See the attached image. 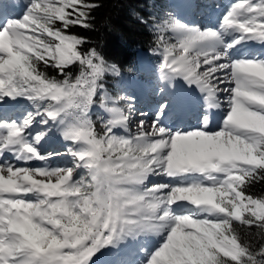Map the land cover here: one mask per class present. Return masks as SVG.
Masks as SVG:
<instances>
[{"label":"snow or ice","instance_id":"obj_1","mask_svg":"<svg viewBox=\"0 0 264 264\" xmlns=\"http://www.w3.org/2000/svg\"><path fill=\"white\" fill-rule=\"evenodd\" d=\"M99 7L0 11V264H97L129 241L143 242L129 264H264V195L248 191L264 184V0H226L211 26L154 24L161 81L203 100L191 129L166 125V105L149 122L107 93L120 68L70 31L92 28ZM54 136L64 147L49 152Z\"/></svg>","mask_w":264,"mask_h":264},{"label":"trees","instance_id":"obj_2","mask_svg":"<svg viewBox=\"0 0 264 264\" xmlns=\"http://www.w3.org/2000/svg\"><path fill=\"white\" fill-rule=\"evenodd\" d=\"M100 7L93 12V27L71 29V33L84 38L87 48H95L109 63L120 68V75H107L104 81L107 93L112 97L120 95L115 80L128 75L134 69L140 54L156 64L159 51L156 47L158 33L154 24L163 20L167 0H98ZM169 39L168 33L165 34ZM49 77L57 76L54 69H43ZM73 75L78 74V66H72ZM251 194L264 195V184L251 186ZM241 235L247 239L246 233ZM259 240V237H256Z\"/></svg>","mask_w":264,"mask_h":264},{"label":"rangeland","instance_id":"obj_3","mask_svg":"<svg viewBox=\"0 0 264 264\" xmlns=\"http://www.w3.org/2000/svg\"><path fill=\"white\" fill-rule=\"evenodd\" d=\"M9 2H10L9 0L0 1V11H2L4 14L8 15L9 17H17L15 15L10 14ZM173 2H174L173 0H167V7L165 8V10L163 12V20L171 17V18L179 19L182 21V19L180 18V13L177 12L178 10L177 9H176L177 11L174 10ZM199 2L201 3V8H202L201 9L200 7H197V8H199L198 11L200 14H195V21H189L190 17L188 14L189 12L187 11L184 16H186V19L189 18V20L185 23L192 24V25H195L197 27H203L204 24L206 26H211L212 24H214L213 15L215 16L216 20L220 16V14H219L218 17H216L215 12H214V9L216 8L217 4L216 5L214 4L211 7V6H207V5H211V3H212L211 1H209L210 4H207L206 3L207 1L201 2V0H195L194 5L193 4L192 5L194 7L198 6ZM219 2H221V5H222L226 2V0H219ZM204 5L207 6L206 9H205ZM193 9H195V8H193ZM215 11H219L221 13L223 10H221V8L219 6V8L217 7ZM193 19H194V17H193ZM184 21H182V22H184ZM201 23H203V24H201ZM168 36H169V39H168L169 42L175 43V39L172 36V34L168 33ZM249 51L254 55H261L262 50L260 48H256V49H252ZM136 61L137 62H136L135 68L134 69L132 68L131 71H129L128 75H125L124 77H119L118 80H115V86H116L117 91L119 90L120 95L114 97L113 99H118L121 96L131 98V101L134 104L135 109H136V118L138 116H140L141 113H145L146 119L151 122L155 117L158 116V111L161 108V106L166 105L167 108L169 109V106H170L169 100H172L173 98H176V97L173 96L171 93L170 97H169V95H166V97L163 98V96L160 93L162 90L161 87L163 85V84H161L160 74L158 71V65L161 63L160 54H159V59H158L157 63L154 65L148 60V58L146 56H143V54L139 55V57ZM134 84L139 85V87L143 86L144 88L146 86L148 89V92L146 89H144L142 87L141 88L145 90L147 97L149 96V97L153 98V101L147 100V97L144 100H140L139 96L141 95V97L142 96L144 97V95L138 94V92H136V93L134 92V94H133V91H132L133 86L132 85H134ZM137 85H135V86H137ZM153 88H155L154 91L151 92V95H148L149 92ZM159 89H160V91H159ZM136 95H138V98L136 97ZM184 96L185 95H183V97L180 99V102H182V103H184ZM149 97H148V99H149ZM194 99H195L196 105H197V100H198L203 107V101L201 99H198L197 95H195V96L187 95V103H192V101ZM139 101L140 102L148 101V102L146 103V105L145 104L142 105V103L140 105ZM124 103H125L124 101H121L120 106H123ZM192 105H193V103H192ZM171 106L175 108L174 103H172ZM151 107L153 108L152 110H151ZM154 108H155V110H154ZM167 108H166V110L168 111ZM151 111H153V112H151ZM9 114H11V112H9ZM165 115H166V113H165ZM105 116H106V113L104 112L103 109H100L99 107L94 109L93 118L95 120L98 121V120L104 118ZM173 116H171V118ZM219 117H220V115H219ZM163 118L164 117H162L161 119H163ZM171 118H170L171 121L169 120V122H172V123H174V125L178 126L181 119H178L176 117H173L172 119ZM134 123H135V121L131 125L132 128H134V126H135ZM194 127H196V126H194ZM194 127L190 126V127H187L186 129H191ZM178 128H180V127H178ZM180 129H182V128H180ZM183 129H185V128H183ZM61 145L62 144H60V147H62ZM51 146H55V144H51ZM57 149L63 150V148H57ZM54 161H56V160H54ZM54 161H52L50 163H52V165H53ZM152 242L153 241H148L147 243L151 244ZM140 243H143V242H138L136 248L134 250H132L131 252H128L127 249H125V248L113 249V250L107 251L103 255L99 256L97 263L98 264H104L107 262L108 264H129V262H134L140 258L138 255V252H137V249H138Z\"/></svg>","mask_w":264,"mask_h":264},{"label":"bare ground","instance_id":"obj_4","mask_svg":"<svg viewBox=\"0 0 264 264\" xmlns=\"http://www.w3.org/2000/svg\"><path fill=\"white\" fill-rule=\"evenodd\" d=\"M0 1H4V0H0ZM10 2H9V6H10V14H12V15H15V16H18L19 15V12L20 11H13L12 10V8L16 5V6H18V7H22V5L26 2V0H9ZM174 2H173V7H174V10L175 11H177V12H179L180 13V18L182 19V21H184V22H187L188 20H189V18L188 19H186V16H184L185 15V13L188 11L189 13V17H190V20L189 21H195V14H200L199 13V11H198V9L199 8H197V7H200L201 8V3L199 2V4H198V6H193L194 5V3H195V0H173ZM194 1V2H193ZM207 1V2H206ZM209 1H211L212 3H211V5H207V6H213L214 4L216 5V8L218 7L219 8V6H220V8H221V10H223V8L221 7V2H219V0H201V2H206L207 4H210V2ZM193 4V5H192ZM207 6H205L204 5V7H205V9L207 8ZM195 8V9H193V8ZM216 8L214 9V12H215V15H216V17H218V15L219 14H221L219 11H215L216 10ZM177 9V10H176ZM202 9V8H201ZM204 9V10H205ZM186 10V11H185ZM23 11V8H21V12ZM214 14V13H213ZM193 17H194V19H193ZM213 21H214V23L216 22V18H215V16L213 15ZM193 19V20H192ZM201 24H203V23H201ZM204 26H206L205 24H204ZM203 26V27H204ZM143 56H145V55H143ZM149 73V72H148ZM161 84H163L162 85V90H161V95L163 96V98L164 97H166V95H169V97L171 96V93H172V95L173 96H175L176 98H173L172 100H169V102H170V106H169V109H168V111L166 110V115L164 116V118H163V120H164V123L166 124V125H168V126H170V127H173V128H178V127H180V128H187V127H194V126H197V124L198 123H200V120H202V105H200L199 103H197V105L195 104V99L192 101V103H193V105H192V103H187V95H193V96H195V95H197L198 96V99L200 98L201 99V97H200V94H199V92H198V90H195L194 88H190L183 80H177L176 82H175V84L174 85H168V84H166L165 82H163V81H161ZM135 85H137V84H134V85H132L133 86V88H132V91H133V94H134V92L136 93V92H138V94H142V95H144V99H146V97H147V94H146V92H145V90L144 89H146L147 90V92H148V89H147V87L145 86V88L143 87V86H140L139 87V85H137V86H135ZM144 88V89H142V88ZM154 89L155 88H153L150 92H149V94L148 95H151V92H153L154 91ZM159 91H160V89H159ZM131 92V91H130ZM183 95H185L184 96V103H182V102H180V99L183 97ZM141 96V95H140ZM139 96V97H140ZM136 97L138 98V95H136ZM149 97V96H148ZM148 97H147V100H151V101H153V98L152 97H149V99H148ZM140 100H144V99H142V98H139ZM202 100V99H201ZM198 101V100H197ZM140 102V101H139ZM148 101H146V102H140V105H141V103H142V105L143 104H145L146 105V103H147ZM172 103H174L175 104V108L174 107H172L171 106V104ZM187 103V104H186ZM151 106V105H150ZM18 106H16L15 105V102H13V105H11V106H6V112H11V115L12 114H15L17 111H18V108H17ZM153 107V106H152ZM151 107V110L153 109ZM141 108V107H140ZM154 110H155V108H154ZM153 110V111H154ZM153 111H151V112H153ZM174 115V116H173ZM213 115L215 116V118H216V116H217V118H218V120H219V113H218V111L217 110H214V112H213ZM168 116V117H167ZM171 116H173V117H176V118H178V119H185L186 121H185V124H183V125H181V124H178V126L177 125H174V123H172V122H169V120H170V118H171ZM209 116H210V118H211V113H209ZM172 117V118H173ZM141 118V116H138L137 117V119H140ZM171 118V119H172ZM99 121V120H98ZM171 121V120H170ZM173 121V120H172ZM197 121V122H196ZM134 122V121H133ZM150 122V121H149ZM168 123V124H167ZM171 123V124H170ZM134 128H132V130L133 131H135V127H136V124L134 123ZM193 125V126H192ZM51 144H55V146H51ZM60 144H62L61 146L62 147H60ZM46 147V150L47 151H49V152H51V151H55V150H58L57 148H63L64 147V145H63V142H62V140H61V138H59L58 136H54L49 142H48V144L45 146ZM66 163H68V161L67 160H60V159H57L56 161H54L53 162V165H52V163H51V165L52 166H56L57 164H60L61 166H63L64 164H66ZM137 244H138V242H134V241H129L125 246H122L121 248L123 249V248H125V249H127V251L128 252H131L132 250H134L135 248H136V246H137ZM123 254V253H122ZM98 264V263H97ZM104 264H108L107 262L106 263H104Z\"/></svg>","mask_w":264,"mask_h":264}]
</instances>
